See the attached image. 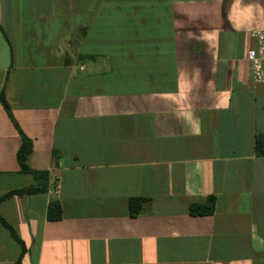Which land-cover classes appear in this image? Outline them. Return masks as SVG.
Segmentation results:
<instances>
[{
    "label": "crops",
    "instance_id": "crops-1",
    "mask_svg": "<svg viewBox=\"0 0 264 264\" xmlns=\"http://www.w3.org/2000/svg\"><path fill=\"white\" fill-rule=\"evenodd\" d=\"M256 31L264 0H0V96L49 173L0 202L21 264H264ZM20 145L0 101V196L34 185ZM20 251L0 224V264Z\"/></svg>",
    "mask_w": 264,
    "mask_h": 264
},
{
    "label": "trees",
    "instance_id": "trees-1",
    "mask_svg": "<svg viewBox=\"0 0 264 264\" xmlns=\"http://www.w3.org/2000/svg\"><path fill=\"white\" fill-rule=\"evenodd\" d=\"M1 104L9 118L12 122L14 128L18 132L21 145L16 153V160L20 167V173L24 175H29L34 180V185L30 187H26L24 189H16L7 192L4 195L0 196V202L11 198L12 196H21V195H32L37 193H47L48 192V178L49 173L47 171H37L33 170L29 166V158L32 154V140L29 139L24 133L21 131L17 122L12 116L11 110L7 103L4 100L3 94L0 96ZM254 152L256 156L264 155V135L258 134L255 136L254 142ZM57 162V155L54 153L53 155V164ZM146 199L135 198L129 200V212L130 215L136 216L142 209V204L145 203ZM215 196H208L203 202H194L191 203L188 207V213L191 216H208L211 215L214 211L215 206ZM62 218V210L59 200L53 195L50 199L47 208V220L49 221H58ZM0 224L8 230L11 237L14 241H16L20 245V256L16 260L15 264H21L22 257L25 254V246L21 240L18 239L12 227L0 216Z\"/></svg>",
    "mask_w": 264,
    "mask_h": 264
},
{
    "label": "built area",
    "instance_id": "built-area-1",
    "mask_svg": "<svg viewBox=\"0 0 264 264\" xmlns=\"http://www.w3.org/2000/svg\"><path fill=\"white\" fill-rule=\"evenodd\" d=\"M252 38L254 44L248 49L245 59L250 64L252 81L264 87V31L254 32Z\"/></svg>",
    "mask_w": 264,
    "mask_h": 264
},
{
    "label": "rangeland",
    "instance_id": "rangeland-1",
    "mask_svg": "<svg viewBox=\"0 0 264 264\" xmlns=\"http://www.w3.org/2000/svg\"><path fill=\"white\" fill-rule=\"evenodd\" d=\"M23 181H25V180H23ZM24 184H26V183H24V182H18V183H15V186H22ZM0 190H3L2 185H0Z\"/></svg>",
    "mask_w": 264,
    "mask_h": 264
}]
</instances>
